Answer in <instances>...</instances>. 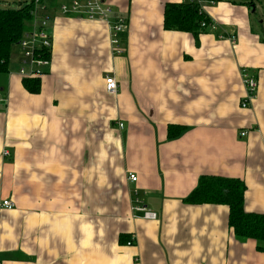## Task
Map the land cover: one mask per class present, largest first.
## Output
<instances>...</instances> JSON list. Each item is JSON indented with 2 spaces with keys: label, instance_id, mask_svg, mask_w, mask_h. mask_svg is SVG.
I'll use <instances>...</instances> for the list:
<instances>
[{
  "label": "crops",
  "instance_id": "1",
  "mask_svg": "<svg viewBox=\"0 0 264 264\" xmlns=\"http://www.w3.org/2000/svg\"><path fill=\"white\" fill-rule=\"evenodd\" d=\"M105 1L126 19L121 52L104 21L52 13L39 92L24 88L19 52L0 73V201L14 202L0 210V263L264 264L257 242L230 230L226 205L184 200L201 175L239 178L245 211L264 214L258 0L204 2L215 27L197 42L163 28L165 3L180 0ZM242 69L257 80L248 108ZM169 124L185 130L167 138ZM135 197L155 219L132 210Z\"/></svg>",
  "mask_w": 264,
  "mask_h": 264
},
{
  "label": "trees",
  "instance_id": "2",
  "mask_svg": "<svg viewBox=\"0 0 264 264\" xmlns=\"http://www.w3.org/2000/svg\"><path fill=\"white\" fill-rule=\"evenodd\" d=\"M210 0H180L166 2L163 9V28L165 30L190 33L195 42L198 34L206 31L213 22L203 10L204 2ZM211 4V3H210ZM30 7H0V73L9 68L14 46H17L25 31L30 27ZM24 88L29 93H38L40 77L22 78ZM184 126L169 124L167 138L178 136ZM245 183L239 178L217 175H201L196 187L185 197L189 204H223L228 207V226L235 237L253 239L257 248L264 250V214L247 212L244 209ZM119 240L126 242L127 235Z\"/></svg>",
  "mask_w": 264,
  "mask_h": 264
},
{
  "label": "built area",
  "instance_id": "3",
  "mask_svg": "<svg viewBox=\"0 0 264 264\" xmlns=\"http://www.w3.org/2000/svg\"><path fill=\"white\" fill-rule=\"evenodd\" d=\"M214 0L209 2L212 4ZM201 3L202 0H197ZM5 6L20 8L24 5L30 7L31 23L27 31L17 43L19 52L18 74L21 78L41 77L46 73L51 63V51L53 47L52 36L48 31V21L51 19L49 10L53 9L60 15H79L87 20L104 21L109 28L110 48L116 52H121V43L119 42L120 33L126 28V19L122 15H115L109 3L105 0H3ZM210 27H215L212 23ZM220 38H225L230 42H235L233 34H222ZM116 49V50H115ZM241 80L244 93L240 100V107L247 108L255 98L257 89V80L255 75L246 69L241 70ZM104 88L106 93L114 95L117 93L118 84L114 76L106 75L104 78ZM122 127V123H118ZM246 131H241L243 136ZM9 152L4 150L2 155L7 156ZM127 181L134 182L137 177L134 173H127ZM139 199L134 198L132 210L142 213L147 219H155L156 213L148 209L145 205L139 204ZM14 202L11 199H2L0 201V210L12 209ZM128 239L126 244H132ZM1 264V263H0Z\"/></svg>",
  "mask_w": 264,
  "mask_h": 264
},
{
  "label": "rangeland",
  "instance_id": "4",
  "mask_svg": "<svg viewBox=\"0 0 264 264\" xmlns=\"http://www.w3.org/2000/svg\"><path fill=\"white\" fill-rule=\"evenodd\" d=\"M10 1V0H9ZM221 0H216L215 3L219 2ZM246 2V4L249 5V3L251 2V0H244ZM255 1V0H252ZM256 4H260V6H258L259 9H256L255 13L253 14L252 18H253V22H254V26L256 27V31L262 35V30H264V0H258L256 2ZM0 7H5L3 0H0ZM261 8H263V12H261ZM50 16L52 15V13H56L53 9L49 10ZM52 21V18L48 21V31H49V26L50 23ZM125 30V29H124ZM123 30V31H124ZM122 31V32H123ZM121 34V33H120ZM120 36V35H119ZM109 37V36H108ZM120 42V41H119ZM17 46L13 47L12 53L17 56L18 53V49L16 50ZM116 50V49H115ZM19 55V53H18ZM19 63V62H18ZM248 72H250L248 69H246ZM240 106V105H239ZM248 108V107H247ZM118 126V124H117ZM123 134V132H122ZM124 135V134H123ZM241 137V135H239ZM261 151L262 153H264V143L261 144Z\"/></svg>",
  "mask_w": 264,
  "mask_h": 264
},
{
  "label": "bare ground",
  "instance_id": "5",
  "mask_svg": "<svg viewBox=\"0 0 264 264\" xmlns=\"http://www.w3.org/2000/svg\"><path fill=\"white\" fill-rule=\"evenodd\" d=\"M23 36V35H22Z\"/></svg>",
  "mask_w": 264,
  "mask_h": 264
}]
</instances>
